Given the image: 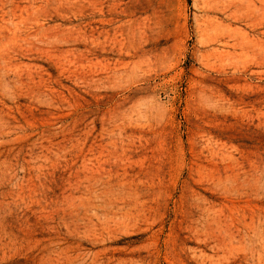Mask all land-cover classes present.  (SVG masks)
Instances as JSON below:
<instances>
[{
	"label": "rangeland",
	"instance_id": "1",
	"mask_svg": "<svg viewBox=\"0 0 264 264\" xmlns=\"http://www.w3.org/2000/svg\"><path fill=\"white\" fill-rule=\"evenodd\" d=\"M0 264H264V0H0Z\"/></svg>",
	"mask_w": 264,
	"mask_h": 264
}]
</instances>
